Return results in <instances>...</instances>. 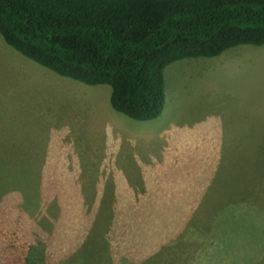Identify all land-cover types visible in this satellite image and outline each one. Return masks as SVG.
<instances>
[{
    "label": "rangeland",
    "instance_id": "rangeland-1",
    "mask_svg": "<svg viewBox=\"0 0 264 264\" xmlns=\"http://www.w3.org/2000/svg\"><path fill=\"white\" fill-rule=\"evenodd\" d=\"M165 82L140 122L0 35V264H264V45Z\"/></svg>",
    "mask_w": 264,
    "mask_h": 264
},
{
    "label": "trees",
    "instance_id": "trees-1",
    "mask_svg": "<svg viewBox=\"0 0 264 264\" xmlns=\"http://www.w3.org/2000/svg\"><path fill=\"white\" fill-rule=\"evenodd\" d=\"M0 35L62 77L110 86L115 112L150 122L168 66L264 45V0H0Z\"/></svg>",
    "mask_w": 264,
    "mask_h": 264
}]
</instances>
